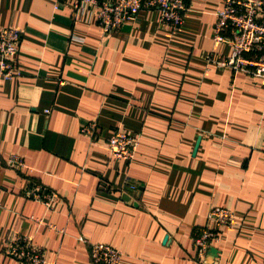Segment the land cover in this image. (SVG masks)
<instances>
[{
	"label": "crops",
	"instance_id": "1",
	"mask_svg": "<svg viewBox=\"0 0 264 264\" xmlns=\"http://www.w3.org/2000/svg\"><path fill=\"white\" fill-rule=\"evenodd\" d=\"M187 2L175 33L143 10L105 37L69 1L0 0V30L23 35L20 76L0 78V264H21L3 253L16 231L47 264H93L92 244L120 264H202L193 236L213 207L237 225L204 264H264V84L208 67L231 53L214 41L223 0ZM118 131L139 136L131 161L108 152ZM36 184L57 193L51 210L25 196Z\"/></svg>",
	"mask_w": 264,
	"mask_h": 264
},
{
	"label": "built area",
	"instance_id": "2",
	"mask_svg": "<svg viewBox=\"0 0 264 264\" xmlns=\"http://www.w3.org/2000/svg\"><path fill=\"white\" fill-rule=\"evenodd\" d=\"M72 3L77 15H86L88 21H95L105 37L117 34L129 19L141 11H158L160 21L175 33L185 22L187 0H66ZM214 41L228 45L229 55L210 52L208 67L218 70L243 72L261 80L264 84V0H223V7L216 16ZM22 31L14 27L0 30V78L12 80L20 76L18 56L20 54ZM79 40V39H76ZM98 123L89 122L81 128V133L96 139ZM139 136L124 132L114 133L107 141L110 156L116 160L131 161L139 147ZM6 164L14 170H33L25 159L11 155ZM25 196L43 204L51 210L57 199L53 190L36 184ZM209 220L214 227L198 228L193 236V246L198 260L204 264L207 253L220 242V229L237 225L235 213L223 207H213ZM51 230L58 231L54 225ZM3 253L21 264H47L46 251L36 245L33 238L14 232L7 237ZM90 258L93 264H120L122 253L105 244H92Z\"/></svg>",
	"mask_w": 264,
	"mask_h": 264
},
{
	"label": "water",
	"instance_id": "3",
	"mask_svg": "<svg viewBox=\"0 0 264 264\" xmlns=\"http://www.w3.org/2000/svg\"><path fill=\"white\" fill-rule=\"evenodd\" d=\"M199 145V144H198ZM198 145H197V147H198ZM197 149V148H196ZM126 198H128L127 196H126ZM168 239H166L165 241H167ZM211 254H213V255H216L217 253H218V250L217 249H211L210 251H209Z\"/></svg>",
	"mask_w": 264,
	"mask_h": 264
},
{
	"label": "trees",
	"instance_id": "4",
	"mask_svg": "<svg viewBox=\"0 0 264 264\" xmlns=\"http://www.w3.org/2000/svg\"><path fill=\"white\" fill-rule=\"evenodd\" d=\"M188 1V0H187ZM188 3V2H187ZM146 11V10H145Z\"/></svg>",
	"mask_w": 264,
	"mask_h": 264
}]
</instances>
